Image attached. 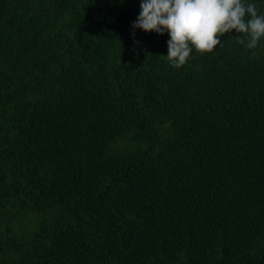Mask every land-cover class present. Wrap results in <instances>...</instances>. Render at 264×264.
Wrapping results in <instances>:
<instances>
[{
	"label": "trees",
	"instance_id": "obj_1",
	"mask_svg": "<svg viewBox=\"0 0 264 264\" xmlns=\"http://www.w3.org/2000/svg\"><path fill=\"white\" fill-rule=\"evenodd\" d=\"M139 12L0 0V264H264V38L177 68Z\"/></svg>",
	"mask_w": 264,
	"mask_h": 264
},
{
	"label": "clouds",
	"instance_id": "obj_2",
	"mask_svg": "<svg viewBox=\"0 0 264 264\" xmlns=\"http://www.w3.org/2000/svg\"><path fill=\"white\" fill-rule=\"evenodd\" d=\"M123 2V0H121ZM133 29L168 34L165 56L181 67L195 50L211 53L221 44L220 37L235 30L238 43L254 49L264 38V14L254 3L242 0H140V12ZM133 36L135 32L133 31Z\"/></svg>",
	"mask_w": 264,
	"mask_h": 264
}]
</instances>
